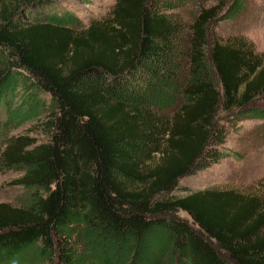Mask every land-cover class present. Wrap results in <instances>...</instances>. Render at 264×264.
Masks as SVG:
<instances>
[{
  "label": "trees",
  "instance_id": "16d2710c",
  "mask_svg": "<svg viewBox=\"0 0 264 264\" xmlns=\"http://www.w3.org/2000/svg\"><path fill=\"white\" fill-rule=\"evenodd\" d=\"M57 3L0 0V103L14 88L40 104L47 137H17L1 159L28 166L21 183L43 194L29 208L0 204V264H76L75 226L108 245L97 264H126L132 241L127 264L141 254L167 264L169 251L173 264H264V180L255 191L171 194L221 160L224 120L264 119V51L219 39L210 7L189 27L177 75L179 26L157 0H116L84 30Z\"/></svg>",
  "mask_w": 264,
  "mask_h": 264
},
{
  "label": "rangeland",
  "instance_id": "374dc122",
  "mask_svg": "<svg viewBox=\"0 0 264 264\" xmlns=\"http://www.w3.org/2000/svg\"><path fill=\"white\" fill-rule=\"evenodd\" d=\"M157 9L167 16L171 22L179 26V32L174 39V51L177 57L175 71L183 74V66L189 52L190 25L195 17L204 9L215 7L217 17L212 19L209 26L219 39L242 36L253 42L257 51H264V0H241L233 4L234 0H157ZM116 0H58L57 10L68 11L71 26L77 30H84L93 20L107 17ZM141 81L147 78L141 70L137 72ZM139 80V81H140ZM11 93L6 101L0 103V204L10 203L12 206L29 208L38 200L43 192L20 179L28 169L24 164H14L5 168L1 162L6 147L8 148L17 137L27 136L38 141L47 140L40 131L43 120L40 104H28V100L17 89H10ZM163 108L161 112L171 115L179 106L178 100ZM174 101V102H175ZM170 106H173L169 108ZM226 139L223 144V157L210 168L180 180L178 187L171 193L183 196L188 193L205 189L234 188L242 191H255L258 182L264 180V119L263 118H234L224 120ZM160 161L153 156L152 163ZM177 215L192 223L189 215L178 210ZM76 244L78 261L76 264H97L96 254L108 250L103 241L98 240L97 234L84 230L82 226H75L69 231ZM125 249V261H135L133 247ZM154 247V246H150ZM144 260H136L137 264H156L150 260V255L141 254ZM165 260L173 264L175 258L169 251Z\"/></svg>",
  "mask_w": 264,
  "mask_h": 264
}]
</instances>
